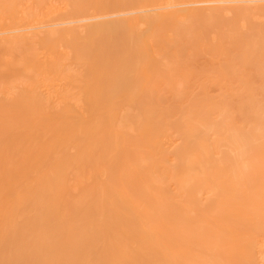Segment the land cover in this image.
<instances>
[{
    "label": "rangeland",
    "instance_id": "obj_1",
    "mask_svg": "<svg viewBox=\"0 0 264 264\" xmlns=\"http://www.w3.org/2000/svg\"><path fill=\"white\" fill-rule=\"evenodd\" d=\"M159 1L161 2V4L157 3ZM166 1L165 0H27V1L26 0H0V16H1L0 17L1 18L0 19V30L1 29L3 30V31L1 30L2 33H4L5 30H8V31L10 29L14 30V28L20 29V27H21V29L23 28V30H25V29H28L29 26H32L31 28L28 29V33H30L31 35H34L33 38H35V39L32 38V40L29 39L30 43L27 46L24 45V49L22 48L23 50L21 48H19V49H14L11 51H0V77H1L0 82H2V81L5 82V84L4 83L2 84L3 87L0 86V93H1L0 94V107H3L4 105L5 106L8 105V110H6V109L4 111L0 110V121H2V122H0V125L6 121H9V126H10L6 130V135L0 136V147L2 148L1 145H3L4 147L7 146L6 148L3 147V149L0 148V158H1L0 163H2V164H0V166L5 167L7 165V164H5L6 163L5 159L6 160L8 159L9 161L12 159V163L15 162L20 153L25 151L27 149V147H32L31 143H34V141H35V143L33 144V146L38 145L40 143L39 145L43 146L42 148H44L43 150L41 148V151L39 149V151H40L39 154H38V149H36L37 153L35 151L36 156L37 157L39 156L38 158L35 156V158L38 159L37 162L39 161L38 163L41 164L42 167H43L44 163L46 162V160L44 162L43 159H47L53 153H54V155H51V156H53V158L51 157L52 160L55 159L56 156H57V158H62V156H64L63 158H65L67 161H69L68 157L71 160L75 159V157L78 158L79 156L82 155V153L78 152L79 149H80V152H82L84 145L86 146L88 144L85 147L84 152L91 151V154L93 157V156H96L98 154L97 152L99 151V154L101 156L98 154L97 155V156H99L98 159H96L97 156H96V158L95 157L93 158L91 170L92 169H94V170L93 171L90 170L89 177H91V178H89L90 180L89 179L87 180V183H88L87 189L84 191L83 194H81V195H79V197H77L78 199H80V204L83 207V209L85 211L88 210V211H93L95 213L98 212V216L101 215L99 217V223H100V225H103L106 210L107 209L112 210V207H114L113 209H114L115 213L116 214L118 213L119 216H124V218L127 222L126 224L129 227H134V228H136V230L141 231V232H150L152 228H150L146 217L142 214V212H140L137 208L134 207L135 205L134 206L132 205V204H134L133 201H132V203H130L131 200L129 202V199L125 198V196H124V190H123L124 185L122 184V177H123V173L125 171L128 172L127 171L128 170V164L127 163L132 164V163L136 162L138 159H140L139 153L138 154L135 153V156L134 155L130 156L126 152H124L126 144L130 145V149H132L131 144H133V143L134 144L137 143L136 145L141 144L144 140V134L146 137L145 131L148 130L149 126H151V127L153 126V124H152L153 122L158 121V126L161 127L160 130H161V133L163 135L161 136L160 133H159V136L157 135V137L155 139V143H154V144H156L155 149L157 151L152 153L151 157L155 158L156 162H158V164H159L158 174H162V175H165V177H169L171 175L169 172L171 169L169 170L166 168L168 167V165H170L172 163V161L167 158L166 154H164V150H174V149L177 150L178 143L181 142V137L179 138L177 132L175 131L174 122L180 116V114H182V111L184 112L185 115L189 112L188 114H190L189 117L192 118V121H188V123H189V126L191 128H193L192 126L196 125L197 122L196 123L194 122L195 124L193 123V121L196 118H201L200 122L202 124H204V122H205V124H209L213 121L212 120L209 121L208 114L210 112H212L211 103L213 101H215L216 103H218V106L220 108L216 111V113L218 114V113L225 111V113H228L229 116H232L233 118H231V124L233 125L234 128H239L240 126H243V127L247 126V121H242V119L240 118L241 117V115H240L241 114V112H240L241 107H240L239 102L236 100L237 92H235V90L241 89L246 84H252V83L257 84L259 82V80L255 79L257 81L253 82V80H251V79L247 80V78L241 77L244 70H246V69L249 70V68L251 70L254 67H253V65L248 64V63L245 65V67L241 66L240 57H239L240 46H239V44L232 43L231 41H232V39H234L236 37H241V33H242V22H241V12H240L241 10H247L250 15L251 14L254 15V13L264 11V0H233L236 2H233L232 0H226L227 2L222 1V2H218V3L210 2V0H201V1L200 0H170L168 2H166ZM193 1H195V2L199 1V2H196V4H194L195 2H193ZM202 1L203 2L206 1V2L203 3ZM207 1H209V2H207ZM144 2L146 4H144ZM169 2L172 3L173 6H171L169 4ZM179 2H180V4H178ZM185 2H187V3H185ZM188 2H190V4ZM165 3L167 5H164ZM182 3H183V5H182ZM191 3L193 4V6ZM199 4H201V5H199ZM17 5H19L21 9L19 8V6L17 7ZM23 5H25V6H23ZM34 5H35V7H34ZM131 5H133V6H131ZM157 5L160 9H158ZM190 5H191V8H190ZM183 6H185V9L183 8ZM51 7L54 8L55 10L54 9L51 10L52 9ZM143 7H144V9H143ZM149 7L151 10L149 9ZM163 7H165V8H163ZM166 7H167V9H166ZM215 7H220L221 9L220 8L216 9V10L205 9V8H215ZM22 8L25 10L27 9L25 11V14L22 12V11H24ZM74 8H76V9H74ZM157 9H158V11H157ZM33 10L34 11L36 10V12H38L40 14L37 15L35 13L34 18H33V16H32L34 13ZM153 10H155L153 12V14H155V16L157 15L154 18H153L154 15L151 14L152 13L151 11H153ZM166 10H168V11H166ZM132 12L135 14V16H133L134 14ZM225 12H227V13H225ZM163 13H164V16L162 18L161 15H163ZM23 14L25 16L31 15L30 16L31 20L29 22H27L25 20H23V21H21V20L16 21L15 20L16 17H21ZM144 14L146 16L147 15L148 16L153 15L150 19V21H151L153 18V20H152L153 23L150 22L151 23L150 26H149L150 23H147V22H149L148 18H150V17H146ZM253 15H251V16H253ZM38 16H39V18H37ZM136 16H138V17H136ZM179 17H180V19H179ZM5 18L7 21L5 20ZM161 18H162V20H161ZM182 18H183V20H182ZM129 19H132V21L128 22ZM154 19H155V21H154ZM187 20H188V22H187ZM108 22L111 24V26H110V24H108ZM141 22L144 23L143 26L141 25L142 24ZM35 23L39 26L36 27ZM130 23H132V24H130ZM135 23L136 24L138 23L137 24L138 27H136ZM139 23L141 26L139 25ZM145 23H146V25H145ZM230 23H232V25H230ZM251 23H252L251 26L252 25L254 27L257 26L256 20L252 19ZM53 25H57V26L55 27ZM130 25H132V26H130ZM134 26L136 27L135 29H133ZM146 26H149L148 29L146 28ZM33 27H34V29H33ZM108 27H109V30H108ZM37 28H39V29L37 30ZM99 28H104L105 30L102 29L103 31L102 30L99 31ZM112 28H113V30H112ZM51 29L53 31H51ZM80 29L81 30L83 29V32L81 31L82 33L79 32ZM92 29H93V31H92ZM115 29H116V31H115ZM146 29L149 30V33H147ZM131 30L136 31V32L133 31L134 35H136V36H133V38L135 40H136V38H139L142 35L141 38L136 40V43H135L134 39H133L134 40L133 43H131L132 42V35H133V34H131V32H132ZM137 30H138V32H137ZM145 30H146V33H145ZM1 31H0V33H1ZM98 31H99V34H98ZM113 32H114V34H113ZM198 34H200V36ZM113 35H116V36L113 37ZM211 35H214V37H215L214 39L216 41L214 39H212L213 36H211ZM148 36H150V37H148ZM260 36H262V40H263L264 34H261ZM106 37H108V38L110 37V38L107 39ZM130 37H131V39H130ZM146 38H149V39H146ZM105 39H106V41L109 40V42L105 43L106 42ZM129 39L131 40V42L129 41ZM34 41H37V42H34ZM38 41H39V43H38ZM150 41H151V43H150L151 45L149 44ZM224 41H226V42H224ZM24 42L22 44H24ZM140 43H141V45H140ZM145 43H146V45L148 44L150 51L148 50V47L145 45ZM97 44H98V47H97ZM108 44H109V46H108ZM133 44L137 45V46L133 47L132 46ZM59 45H60V47H59ZM95 45H96V48H95ZM152 45H153L154 51H153V48H152V50L150 48ZM207 45H208V48H207ZM62 46H64L65 48ZM104 46H106V47H104ZM107 47H108V49H107ZM101 48L106 49V50H103ZM41 49H42V51H41ZM60 49L61 50L63 49V50L61 51ZM99 49H101V51H103V53ZM65 50H66V53H65ZM206 50H207V52H206ZM106 52H108L107 53L108 56L106 55ZM109 52L111 53V55H109L110 54ZM5 53L7 56L9 55V57H10V58L8 57V60L4 57ZM37 54H39V55H37ZM46 54H48V55H46ZM135 54H137V55H135ZM149 54H151V55H149ZM97 55H99V57H97ZM188 55H191V56L189 57ZM41 56H43V57H41ZM46 56H48V57L46 58ZM117 56H118V58H117ZM102 57L105 59V61ZM234 57H236V58H234ZM51 58H52V60H51ZM64 59H65V61H64ZM118 59H120V60H118ZM235 59L237 60L238 64L235 63V61H236ZM102 60L105 63L102 62ZM112 60L114 61L115 65L113 62H111ZM217 60H218V62H217ZM231 60H233V61H231ZM5 61H7V62H5ZM106 61H107V64H106ZM115 61H117V62H115ZM110 62L113 63V65ZM118 62H119L118 66H120V67H117ZM136 62L139 64H137ZM121 63H122V65H121ZM228 63L230 64V66ZM66 65H67V67H66ZM101 65L103 66L102 69H101V67H102ZM136 65H138V66H136ZM140 65H141V67H139ZM113 66H115L114 69L110 68ZM137 67H138V69H137ZM62 68H63V71H62ZM99 68H100V70L98 71ZM109 68L111 69V71H109L110 70ZM92 69H95V71ZM25 70L26 71L28 70V71L25 72ZM106 70H108V71H106ZM134 70L137 71L136 75L139 74L138 76H135V78H137L136 79L137 81L133 79L134 75H135ZM229 70H230V72H229ZM68 71H70L69 74L67 73ZM126 71L131 72V75L129 74V72H126ZM61 72H63V73H61ZM74 72H76V73H74ZM97 72H99V73L101 72V74H100L101 76L99 74H97ZM105 72H106V75H105ZM159 72L161 74V77H159ZM78 73L80 74V76L78 75ZM124 73H126V75L129 74V76L127 77ZM199 73H201V74H199ZM109 74L110 75L112 74V76H110ZM231 74L234 76H232ZM35 75H36V78H35ZM55 75H56V77H55ZM65 75H67V76H65ZM95 75H99V77L96 76L97 77V79H96ZM107 75L110 76L109 81H106V80H108ZM40 76H41V78L42 77L44 78V79L42 78L44 81L41 80ZM103 76H106V77H103ZM123 76L125 78L124 80L122 79ZM227 76H229V77H227ZM65 77L66 78L68 77L69 79L67 78L68 79L67 80ZM89 78L92 80H90ZM100 78H101V80H100ZM103 78H105V79H103ZM223 78H226V80ZM55 79H57V80H55ZM59 79L61 81L62 80L63 81L61 82V81H59ZM132 79H133V82L136 81V84L132 82L133 84H135L134 86L136 87V88L134 87V89H135L134 92H133V87L131 88V85H130ZM166 79H167L168 84L166 82ZM95 80L96 81L98 80V81L96 82ZM118 80H120V81L122 80L121 83L123 85H120L121 83H120V81L117 82ZM236 80H237V82H236ZM19 81H20V83H19ZM39 81H40V84H42V85L48 84L49 89H50V87L53 89L54 88L57 89V92H52L51 96H53V94H54L53 97H55L56 95H58V91L60 90L59 95L67 94L68 98L66 95H65V97L67 99H65V98L63 99L62 97H64V96H62V97L59 96V97H61L60 98L61 101L59 100L58 104H60L63 101L59 106L56 105L58 100H55V98L50 97V93H48L49 98L47 100V98L45 96L47 94H43V93H47L49 89L46 88V85H44L45 88L42 86L38 87V86H40ZM41 81H43L44 83H41ZM91 81L93 83L95 82L94 84L99 82V84H97L95 86L94 84H91L92 83ZM59 82H61L60 85L63 88L65 87L63 89L59 85L63 90L60 89L59 86L57 85V84H59ZM64 82H66L67 84L65 83L66 84L65 85ZM88 82L91 85H94L95 87L88 85ZM102 82H106L107 85H106V83L103 84ZM108 82H110V83H108ZM117 83H118V85H117ZM262 83H264V81H262ZM19 84L20 85L22 84V85L20 86ZM108 84H111L112 86L108 85ZM133 84H132V86H133ZM6 85H8V86H6ZM56 85H57V87H56ZM104 85H105V87H104ZM119 85H120V87H119ZM9 86L12 87V89H10ZM121 86H123V88H121ZM129 86H130V88H129ZM6 87L9 88V92H8V88H7V92H6V89H5ZM70 87H73L75 89L70 91ZM90 87H92L93 89H90ZM2 88H4V91L7 93L8 96L5 95L6 93L4 94L2 92ZM125 88H126V90L128 89L127 92H129V93L126 92ZM42 89H44L45 91L44 90L41 91ZM53 89L51 91H55V89L54 90ZM65 89H67L68 91L67 90L65 91ZM84 89H85V91H83ZM88 89H89V92L91 91L92 95L89 92H87ZM95 89L98 90L97 93L94 92V91H96ZM100 89H101V91H100ZM108 89H109V91H108ZM123 89L125 91L124 93H127L126 95H128V96H125L123 94ZM10 90H12V91H10ZM14 90H16V92H14ZM51 91H49V92H51ZM73 91H74V94L72 93ZM104 91H106V92H104ZM79 92H82V93L80 94ZM84 92H86V93H84ZM108 92L109 93L112 92L114 95L112 93L108 94ZM153 92H154V94H153ZM19 93L23 95V97H22L23 100H21V103L25 107H29L27 109L23 108V112L17 111V110H19V108L16 106L14 107L13 102H10L11 100H14V102H15V100H16L15 98H17ZM55 93H57V94H55ZM71 93L73 94V96L74 95L75 96L80 95L81 98L78 96L79 97L78 99H81L79 101H81V103H82V104L80 103L81 104L80 107L82 108V111H84L85 113L80 110L81 109L80 107H78V105H80V104H78L79 101L77 99V96H76V99L78 102L76 105V103H75L76 99L74 98L75 96L74 97L70 96V95H72ZM102 93L104 95L106 94L105 96H107V98L105 96H104L105 99L102 97L103 99L101 102L103 105L104 104L105 105L103 106V105L98 104V105H100V106H98V108H100L102 106L101 108L105 107L106 110L105 109L97 110L98 108H96V110L98 111L96 114L94 108L97 106V105L95 106L97 101H95V99L96 98L98 99L101 96H103ZM93 94L95 95V98H93L94 97ZM96 94L97 95L101 94V95L97 96ZM130 95H131V98H129ZM69 96L71 98H74V100L69 98ZM122 96H123V98L126 97L125 103H123L124 100H122V103L125 104V106L123 104H122L123 107H121L122 105L120 106V109L124 108V110L126 112L124 114H121V110L119 108L114 109V110L112 109L114 107L116 108V106H114L115 104H118V103L121 104L120 103L121 99L119 100V98H122ZM113 97H114V100H113ZM50 98H52L53 101ZM91 98H93V99H91ZM127 98H129V99H127ZM56 99H58L57 96H56ZM108 99H110V100H108ZM115 99L119 100V102L118 101L115 102L116 101ZM263 99H264V97H262L260 102H257L256 106H252L251 107L252 110H258V109L264 108V100ZM89 100L90 101L92 100V104L91 103L89 104V102H90ZM48 101H49V104H48ZM16 102H17V100H16ZM9 103H12V104L9 105ZM110 103H112V104H110ZM33 104H34V106L38 105V108H37V106H36V108L34 106L31 107ZM42 104L45 105L44 108L42 107ZM52 104H53V106H52ZM91 105H93V106H91ZM111 105L114 107H110ZM54 106H55V109L52 108ZM56 106H58V107H56ZM30 107L33 108V111L34 110H35V112L37 111L36 115H34L35 112L29 111V110H32V109H30ZM91 107H93V109H91ZM117 107H119V106H117ZM13 109L17 112L16 114H14L15 118L14 117L11 118V114H9L11 111H12L11 113H15V111ZM89 109H91L90 110L91 113H93V110H94V114L90 115L91 113H90ZM38 110H40V112ZM124 110L122 109V113L124 112ZM6 111H8L9 113L7 114ZM79 111L83 115H81L79 113ZM88 111H89V115H87ZM104 111H106L107 114L103 115L105 113ZM116 111H117V113H116ZM132 111L137 113V115H136L137 119H138L137 122H139V124L142 126V128L137 129V130L133 129L134 128L133 123H135L136 121L129 120V123L132 125V129H130L131 128L130 126H126L127 129L131 130V132L128 130L129 136L126 134V136H124L126 138H124L121 135L120 129L123 126L122 123L123 122L125 123V120H123V119H125L128 116V112H132ZM101 112H104V113L102 114ZM60 113H62L63 116ZM118 113L122 116H120ZM40 114H42V115H40ZM59 114L61 115L60 120L62 119V121H64L63 122L64 124H66V122H69L67 124H68V126L70 125L69 128L71 129L70 131H71L73 136L76 133H79L81 135L76 134L74 136V138H73V136H71L70 138L69 137L65 138V137H62L60 135L61 131H58L60 133L59 134L57 131L53 130L55 132L54 133L52 131L53 127L51 128L50 123H52L53 121H58ZM84 114H85V117L90 116V120L87 119V117L84 119ZM125 114H127L126 117H125ZM8 115H10L9 116L10 118H8ZM20 115H22L21 119H20V117H18ZM95 115L96 116L99 115L100 117H93ZM27 116H29V117L34 116L35 119H36V117H38V122L39 121L41 122L43 119L44 124H45V121L47 123V121L50 119H52V120H50L52 122L49 121L50 123L48 122L47 125L45 124L47 126V128L45 129V127H44L45 125L42 123L43 121L40 123L41 125L39 123H38L39 124L38 125L36 122L37 121V119H36L35 120L36 125L32 123V125H35V126H33V128L36 127V128H40V129L29 130V133H28L27 130H28V128L32 129V125L24 124L21 121L23 118H25ZM75 116H76V118H75ZM102 116H104V117H102ZM44 117L46 118V120L44 119ZM64 118L65 119L68 118V120L65 121ZM92 118H94V119L97 118L96 119L97 122H94V119H92ZM108 118L110 119V122H109ZM121 118H122V120H121ZM229 118L230 117H227V118H225V120H221V123L222 122H225V124H227V122L230 123ZM10 119H12L13 121L16 120V122H13ZM104 121L106 123H104ZM111 121H113L114 123ZM217 121H219V120H217ZM127 122L125 124H129ZM19 123H21V124H19ZM80 123H81V125H80ZM87 123H90V124H87ZM93 123H94L95 127L94 126L91 127L93 125ZM102 123H103V125H102ZM111 123H113V124H111ZM71 124L74 126H72ZM100 124L102 126H99ZM14 125L16 127L17 126L18 127L16 128ZM21 125L22 126L24 125V127L22 128ZM42 125H43V127H41ZM77 125H80V126H78L80 129L77 127ZM85 125L87 126L86 129H85V127H86ZM145 125L147 126L146 129H145V127H146ZM26 127H27V129H26ZM96 127H98V128L95 129ZM20 128H22L23 130ZM73 128L75 130H76V128H78V130H82V131L76 130L77 131L76 132V131H74ZM82 128L85 130L83 131ZM89 128H91V129L94 128V129L92 131L90 129V132H89V130H88ZM108 128H109V130H108ZM8 129H9V131H8ZM42 129L45 131L46 134L45 133L42 134L43 133ZM102 129H106V130H102ZM16 130H18L17 133H16ZM24 130H26L25 132H27V135L32 134L35 137L33 142L30 141L33 139V136H27L26 133L24 132ZM86 130H87V132H85ZM101 130H102V132H101ZM20 131H22L24 133L23 134H22V132L19 133ZM30 131H31V133H30ZM34 131H35V134H36V132H38V133L36 135H34ZM39 131H41V132H39ZM93 131H95L96 133H93ZM98 131H100V132L97 133ZM171 131H172V133H174V135H172ZM80 132H82V133H80ZM39 133H41V135H38ZM83 133H84V135H83ZM87 133L89 135H87ZM91 133L96 134V135L99 134V135H97V136H99L98 137L99 139L95 135H94V138L95 137L96 138L93 139L92 138L93 135ZM58 134H59V136H57ZM142 134H143V137H141ZM13 135H14V137H16L15 138L16 140L18 137H20L22 139L18 138V141H17L18 143H15L16 140L14 139ZM22 135H24V136L22 137ZM77 135H78V137L79 136H83V137L86 136L84 138L85 142L83 140V144L80 146V148H79V146L77 147L75 145V141H76L75 137ZM8 136L9 137L11 136V139L13 137V139L10 140V138ZM26 136H27L28 141L30 143L27 141V138L24 139ZM29 137H31L32 139ZM44 137H46V138H44ZM53 137H54V140L58 139V142L62 138L63 139L65 138L64 139L65 142H63V140L60 141V143H58L56 141L57 144L56 143L54 144L55 141L53 140ZM40 138H41V140H39ZM109 138H110V140H109ZM166 138L168 139V141L169 140H171V141L168 142L166 140ZM5 139L7 140V142H4V141H6ZM19 139L22 140L23 142L20 141ZM126 139H129V140L131 139V140L126 141ZM174 139H176V140L179 139V140H177V141L175 140L174 144H173ZM206 139H207L206 136H198L196 133H192L191 138L189 139V141H190L189 143H191V146H192L191 149L195 150L194 145H196V144H194V143H196V141H203ZM50 140H51V142H50ZM52 140H53V142H52ZM88 140H90V142ZM136 140H138L140 142H138ZM263 140H264V138H263ZM19 141L22 142V144L19 143ZM163 141H165V142H163ZM26 142H28L29 144ZM93 142L95 145L93 144ZM170 142L172 144H170ZM3 143L6 145H4ZM41 143H44V145ZM50 143L53 146L50 145ZM63 143H64V145H63ZM85 143H87V144H85ZM103 143H105V144H103ZM164 143L169 144V145L167 146ZM16 144H19L18 145L19 147L16 146ZM47 144H48V146H47ZM66 144H67V146H65ZM92 144L94 146H92ZM97 144H99V145H97ZM49 145H50V147H49ZM15 146H16V149H14ZM54 146L59 147L60 150H59V148H56ZM48 147L51 149H48ZM70 147H71V150H70ZM46 148L49 151H51L52 153L47 151ZM6 149L8 150L7 152H9V153H7V155L5 152ZM13 149L16 150L17 152L13 151ZM53 149H54V151H53ZM134 149H136L135 146H134ZM2 151L4 152V154ZM59 151H61V152H59ZM114 151H116V152H114ZM162 151H163V153H162ZM12 152H14V153H12ZM18 152H20V153L18 155H16V153H18ZM43 152H45V153L43 154ZM70 153H71V155L73 154L74 157L70 156ZM42 154L46 155V156H42ZM55 154H57V155L55 156ZM63 154H65V155H63ZM76 154H77V156H75ZM4 155H5V157H4ZM13 156H16V157H13ZM133 156H134V158H132ZM41 157H43V158H41ZM8 160H7V163H8ZM96 160L98 162V165H96L97 164ZM125 160H126V162H125ZM260 160H261V163H260L259 169H257V171L259 172V182L256 184V186L253 187V189L256 192H258V194L260 195V202H259V207L257 210L254 208V205L252 208L251 204L249 205L247 202H245L247 199H245V197H244V200H242L243 201L242 205H237L236 204L237 201L235 203L234 202H232V203L226 202L224 205V211H223L222 215L218 216L216 213V215L213 216L210 213L202 210L203 208L199 205V204H201L200 202L195 203V202L187 201V200H184L183 198H181L179 195H177L175 192L176 190L174 189L175 185L172 184L173 183L172 181H170L172 183L169 182L167 185H164V186L152 184L146 178V176H147L146 173H147V170L149 168H147V166H142L141 164L137 165V169L135 170L134 181L136 178L135 182H136V185H138L137 187L142 185L146 189V191L149 193V195H151V196H147L145 199L146 203L149 204V207L154 206V202L157 201V199H159L161 201V204L171 211V215L173 217L178 216V212H180L181 210H184L189 214V216L195 218L196 220L202 219V220L208 222L216 231H218V234H220L219 235L220 237H222V236L227 237V239L230 240V245L227 246L228 248H222L221 249L220 247H217L219 249L215 248V250L212 251V253L215 251L216 254L217 253H224V252H226V253L221 254V255L217 254L218 256L216 255V257L220 256L222 259L223 258L222 256L225 255V257H228V255H229L230 257H232V264H256V263L257 264H259V263L264 264V254H262V253H264L263 252L264 246L262 247V245H264V244L260 245L262 240L264 241V210H263L264 208L260 209V207H264V169H263L264 168V147H263V150L261 151ZM40 161L43 163H40ZM22 162L24 164V160ZM22 162L20 163L21 165H23ZM93 163H94V167H93ZM4 164H5V166H4ZM46 165L47 164H45L44 166H46ZM99 165H100V167H99ZM105 165H107V166H105ZM102 166H103V168H102ZM141 166L143 167L144 170H142ZM104 167H107L106 170L109 171L110 173L102 170V169H105ZM98 168H101L100 171H104L105 173H107V175L105 173H99ZM140 168H141V170H140L141 172L139 171ZM145 170H146V172H145ZM50 171L51 172H49V169L45 170V172L48 175H49V173H50V175H52V176L49 175L48 177L52 178L53 174L55 173L54 168H53V171H52V169ZM173 171H172V173H173ZM33 173H34V175H32ZM35 173H37V175L39 174L37 168H35L34 172L29 173L30 175H32L31 178H34L36 176ZM138 173H139V175H138ZM140 173H142V174H140ZM185 173H186L185 170L178 171L179 175H183V174L185 175ZM101 174H104V176L103 175L101 176ZM30 175H29V178H30ZM108 177L110 179H107ZM104 179L107 180V184L105 183ZM217 179H220L221 182H215L214 186L221 184L222 186L227 187L230 190L236 191V188H234L235 186H233L231 184L229 185L227 183L225 175H222V177H217ZM145 180H146V182H145ZM99 182H101V183H99ZM90 183H92L91 185H93V186L95 185L92 190H91L92 186L90 185ZM170 184H172L173 186H171ZM209 184L212 186L211 183H209ZM96 186H98V188H95ZM166 186L168 187V189L166 188ZM4 187L5 188L8 187L5 190V191L8 190L6 193L12 192L14 189V187L11 186L9 188V185L6 186L4 184L2 188L0 187L1 192L3 191L2 189H5ZM163 187H165L167 190H163L164 192H159V191H161V189H164ZM101 188H103V189H101ZM9 189H12V190L9 191ZM148 189H150V190L148 191ZM5 191H3V192L5 193ZM89 191H90V196L87 198V196L89 195V193H88ZM98 191L102 194V196H101L102 199H101V197L99 199V197H98L99 193L97 194ZM165 191H167V193ZM3 192H2V194H3ZM154 192L157 193V195ZM253 193H254V191H253ZM101 194H99V195H101ZM154 194H155V196H154ZM157 196H159V197H157ZM177 196L180 198H177ZM97 198L99 199V201ZM104 199L107 202L106 204L104 202ZM89 200H91V201H89ZM98 202H101L102 205H101V203H98ZM95 203H97L96 206L94 205ZM253 204H255V202H253ZM105 206H107V209H105ZM108 206H110V208ZM188 208H190L191 210ZM255 210H256V212H255ZM227 211H228V214L226 213ZM243 211H244V214H242L243 216L239 215ZM195 215L197 217H195ZM217 217H219V218H217ZM256 220H257V222H256ZM104 227H105V224L103 225V228ZM115 227H117V225H113L111 228H113L114 232L118 233V228H115ZM38 229L39 228L37 227V230H36L37 232H38ZM237 233L242 234V237H240V234L238 236ZM251 233H253V234H251ZM245 235H247V236H245ZM31 236H33V233L28 237H31ZM255 238H257V239H255ZM9 240H10L9 242L7 240L6 241L0 240V243H2L0 245V253H5L6 255L10 253L9 254L10 256L8 255V258H10L9 260H13V261L15 260V263L18 264V262H20L19 261L20 256L17 252H15L14 244L11 242L12 240L11 239H9ZM27 240H29V239L27 238ZM258 240H260V242ZM129 241H131V240L128 239V241H127V239H126L127 243L133 242V241L132 242H129ZM256 241L259 244V245L257 244V247L255 246ZM7 244L9 245L10 249H9V247H7ZM239 244H240V246H239ZM133 245H138V244L135 241V242H133ZM5 248H7V249L5 250ZM261 248L263 251L261 250ZM7 250H8V252H7ZM230 250H231V252H230ZM256 250H258V252H260V250H261L262 252L258 253ZM138 252H140V251H138ZM138 252H137V250L135 252H133L134 256H135V254H137L135 258L132 255V252H130L129 255H131V257H133V258H131V257L129 258V255H127V254H126L127 257L125 255L126 258H129L131 260L133 259L135 261V263H133V261L127 260L126 258L123 257L124 261H126L127 264H141L142 262H144V260L146 261L148 257L144 256L141 252L140 253H138ZM241 252L244 255H242ZM15 253H16V255L14 256ZM138 254H140V256ZM245 254H246V256H245ZM260 254L263 255L261 259L259 258V257H261ZM141 255L144 256L143 261H142V259H140V258H143ZM241 256L243 257V261H242ZM11 257L14 259H11ZM153 259H154L156 264H162V262H163V256H160V255H156V257ZM256 259H257V261H256ZM140 260H141V262H140ZM179 261L181 262V263L179 262L180 264H186L187 263V261H185L184 259H180ZM11 263L13 264V262H11Z\"/></svg>",
    "mask_w": 264,
    "mask_h": 264
},
{
    "label": "bare ground",
    "instance_id": "obj_2",
    "mask_svg": "<svg viewBox=\"0 0 264 264\" xmlns=\"http://www.w3.org/2000/svg\"><path fill=\"white\" fill-rule=\"evenodd\" d=\"M168 1H170V0H167L166 2H168ZM222 1L227 2L226 0H210V2H214V3H218V2H222ZM193 2H195V1H193ZM196 2H199V1H196ZM196 2L194 4H196ZM204 2H206V1H204ZM207 2H209V1H207ZM233 2H236V1H233ZM157 3H160L161 4L160 1L157 2ZM185 3H187V2H185ZM188 3L190 4V2H188ZM144 4H146V3L144 2ZM169 4L171 6H173L172 3L169 2ZM178 4H180V2ZM19 5H17V7ZM164 5H167V4L165 3ZM182 5H183V3H182ZM199 5H201V4H199ZM23 6H25V5H23ZM131 6H133V5H131ZM192 6H193V4H192ZM34 7H35V5H34ZM144 7H143V9H144ZM157 7H158V5H157ZM19 8H20V6H19ZM163 8H165V7H163ZM183 8L185 9V6H183ZM190 8H191V5H190ZM219 8L220 7L205 8V9L216 10V9H219ZM53 9L54 8H52L51 10H53ZM74 9H76V8H74ZM149 9H150V7H149ZM158 9H160V8L158 7ZM158 9H157V11H158ZM166 9H167V7H166ZM23 10L24 11H22V12L25 14V11L27 9L26 10L23 9ZM154 11L155 10L151 11L152 12L151 14H153ZM166 11H168V10H166ZM240 12H241V22H242V33H241V37H236V38L232 39L231 42L232 43L239 44V46H240V48H239V54H240L239 57H240V64H241V66L242 67H245V65L248 63V64L253 65V67H254L251 70H250V68H249V70L248 69L244 70V72L242 73V76L241 77L242 78L245 77V78H247V80L248 79H251V80H253V82L259 80V82L257 84H255V83L246 84L241 89L235 90V92H237V94H236V100L239 102L240 107H241L240 108V112H241V114H240L241 117L240 118L242 119V121H247V126H245V127L240 126L239 128H234L233 125L231 124V118H233L232 116H229L228 113H225V111H223L221 113H218V114L216 113V111L218 109H220V108L218 106V103H216L215 101H213L211 103L212 112L209 113L210 115L208 114L209 121L210 120L213 121V122H211L209 124H205L204 121H203L204 124H202L200 122V119L201 118H196L193 121V123L194 122L195 123L197 122V123H196V125L192 126L193 128H191L189 126V123H188V121H192V118L189 117V115H190V114H188L189 112L187 113L188 115L187 114L185 115L184 112L182 111V114H180V116L174 122L175 131L177 132L178 137L179 138L181 137V142L178 143L177 150L174 149L175 151L174 150H164V154H166L167 158L172 161V163L170 165H168V167L166 169H169V170L171 169L172 171L174 170L173 173H172L171 170L169 171L170 174H171L169 177H165V175L158 174V172H159V164H158V162H156V159L155 158H152L151 157V154L154 153L155 151H157L155 149L156 148L155 147L156 144H154L157 135L159 136V133L161 134V136L163 135L161 133V130H160L161 127L158 126V121L157 122L156 121L153 122L152 123L153 126L152 127L149 126L148 130L145 131L146 137H145V134H144V140H143V142L141 144H138V145H136L137 143L136 144H134V143L131 144L132 145V149H130V145L126 144V147L124 149V152H126L130 156L131 155H134L135 156V153H137V154L139 153L140 159H138L136 162H134L132 164L131 163H127L128 164V170H127L128 172L125 171L123 173V177H122V184L124 185L123 186L124 187L123 188V190H124V196H125V198L129 199V202L131 200L130 203H132V201H133L134 204H132V205L133 206L135 205L134 207L137 208L140 212H142V214L146 217L150 228H152L150 232H141V231L136 230V228H134V227H129L126 224L127 222H126L124 216H119L118 213L116 214L115 211H114V209H113L114 207H112V210H111V209H107V206H105V209H107V210H106V214H105V217H104V223H103V225L105 224V227L103 228V225H100V223H99V217L101 215L98 216V212L95 213L93 211H88V210L85 211L83 209V207L81 206L80 199H78L77 197H79V195L83 194L84 191L87 189V186H88L87 180L89 178H91V177H89V173H90V170H91V167H92V160H93L94 157L96 158V156L99 154V151H98L97 152L98 154L96 153L97 155L95 154L96 156H93L92 157L91 151L84 152L85 147L88 145L87 143H85L87 145L86 146L84 145V147L82 149L83 151L80 152V149L79 148L83 144V140H84V138L86 136H84V137L83 136H79L78 137V135H77L75 137V139H76L75 145L77 147L79 146V148H78L79 151L78 152L79 153H82L81 156H79L80 155L79 154L78 155L79 156L78 158L75 157V159H72V160L68 157L69 161H67L65 158H63L64 156H62V158H57V156H56L57 154H55V156H56L57 159L55 158V159L52 160L51 157L53 158V156H51V155H54V153H53V154L50 155V157H48L49 156L48 155L47 156L48 158L46 157L47 159H43L44 162L46 160V162L44 163V165L47 164L46 166L43 165V167L41 166V164L38 163L39 161L37 162L38 159L35 158V156H36V154H35L36 149H38V154H39L40 151H41V148L43 146H40L39 145L40 143L38 145L33 146V144L35 143V141H34V143H31L32 145L30 144L32 147H27V149L25 151H23L22 153H20V152L16 153V155H18L19 153L20 154L18 155V158L16 159L15 162L12 163V159L10 161L7 159L8 160V163H9L8 164L7 163V160L5 159V162H6L5 164H7V165L5 166V164H4L5 167H1L0 166V187L2 188L4 184L6 186L9 185V188L11 186L14 187L13 191L12 192H9V193H6L8 190L5 191L8 187H6V188L4 187L5 189H2L3 191H5V193L2 191L3 192V194H2V192L0 191L1 192L0 193V240H2V241H6L7 240L8 242L10 241L9 239L12 240L11 242L14 244V250L20 256L19 257L20 258L19 259L20 262H18V264H127L126 261H124L123 257L126 258L127 255H129L130 252H132V255H133V252H135L136 250H137V252L140 251L144 256H147L148 257L147 258L148 261L147 260L145 261L144 260V256L141 255L143 258H140V259H142V261L144 260V262H142L141 264H156L155 261H154V259H153V258L156 257V255L163 256V262H162V264H180L181 263L179 261L180 259H184L185 261H187L186 264H232V257H230L229 255H228V257H225V255L222 256L223 257L222 259H221L220 256L219 257H216L217 254L218 255L219 254L221 255V254H225L226 252H224V253H217L216 254L215 251H214L212 253V251L215 250V248H217V247H220L221 249L222 248H228L227 246L230 245V240H228L227 237H224V236L220 237L219 236L220 234H218V231H216L208 222H206V221H204L202 219H197L196 220L195 218L189 216V214L186 211H184V210H181L180 212H178V216L173 217L171 215V211L168 208H166L165 206H163L161 204V201L159 199H157V201L154 202V206L149 207V204L146 203L145 199H146L147 196H151V195H149V193L146 191V189L142 185L139 186V187H137L138 185H136V182H135L136 181V178H135V181H134V176H135V170L137 169V165H140L141 164L142 166H147V168H149V169L147 170V173H146L147 176H146V178L152 184L164 186V185H167L170 181H172L173 183L172 182H170V183H172V184L175 185V188L174 189L176 190L175 192H176L177 195H179L181 198H183L184 200H187V201H191V202H195V203L196 202H200L201 204H199V205L203 208L202 210L205 211V212L210 213L213 216L216 215V213H217L218 216H221L222 215V213L224 211V205H225L226 202H231V203L234 202L235 203L237 201L236 202L237 205H242L243 204V201L242 200H244V197H245V199H247L245 202H247L249 205L251 204V207L252 208H253V205H254V208L256 210L258 209L259 202H260V195L258 194V192H256L253 189V187L256 186V184L259 182V172L257 171V169H259V166H260V163H261V160H260V158H261V151L263 150V147H264V140H263V138H264V108L258 109V110H252L251 107L252 106H256L257 102H260L261 99H262V97H264V83H262V81H264V38L262 40V36H260L261 34H264V11L258 12V13H254V15L251 14L253 16H251L247 10H241ZM35 13L37 15L40 14V13L36 12V10H35L34 13H33V15H32L33 18H34ZM225 13H227V12H225ZM24 14L21 17H16L15 20L16 21H20V20L23 21V20H25V21L29 22L31 20V17H30L31 15L30 16H25ZM153 15H152L153 18L157 16V15L155 16V14H153ZM133 16H135V14ZM152 16H148V15L146 16V17H150V18H148L149 22H147V23H150V22L153 23V21H152L153 18L150 21V19H151ZM161 16L163 18L164 13ZM136 17H138V16H136ZM37 18H39V16ZM162 18H161V20H162ZM179 19H180V17H179ZM252 19L256 20V23H257V26L256 27H254L253 25L251 26V24H252L251 23V20ZM5 20H6V18H5ZM182 20H183V18H182ZM130 21H132V19H129L128 22H130ZM154 21H155V19H154ZM187 22H188V20H187ZM141 23H142L141 25L143 26L144 23L143 22H141ZM151 23L149 24V26L151 25ZM108 24H110V23L108 22ZM130 24H132V23H130ZM137 24H136V27H138ZM139 25H140V23H139ZM145 25H146V23H145ZM230 25H232V23H230ZM37 26H39V25L36 24V27ZM53 26L56 27L57 25H53ZM110 26H111V24H110ZM130 26H132V25H130ZM149 26H146V28L148 29ZM31 27L32 26H29V28H31ZM34 27H33V29H34ZM136 27L134 26L133 29H135ZM28 29L23 30V28L21 29V27H20V29L19 28H16V29L14 28V30H12V29H10L9 31L8 30H5L6 32L4 31V33H2L3 30L1 29L2 31L0 30L1 31V33H0V51H11V50H14V49H19V48H21V49L23 48L24 49V45L27 46L30 43L29 39L32 40V38L34 36V35H31L30 33H28ZM38 29L39 28H37V30ZM102 29L105 30L104 28H99V31H101ZM108 30H109V27H108ZM112 30H113V28H112ZM146 30H145V33H146ZM51 31H53V30L51 29ZM81 31L83 32V29L82 30L80 29L79 32H81ZM92 31H93V29H92ZM99 31H98V34H99ZM115 31H116V29H115ZM133 31H135V30H133ZM133 31L131 32V34H133L132 35V42L130 40L131 37L129 39V41L131 43H133V41L135 40L133 38V36H136V35H134V32ZM137 32H138V30H137ZM147 33H149V30H147ZM113 34H114V32H113ZM198 35L200 36V34H198ZM114 36H116V35H113V37ZM211 36H213V38L211 37L212 39L215 38L214 35H211ZM141 37H142V35H141ZM141 37H139V38H141ZM148 37H150V36H148ZM106 38L109 39L110 37L109 38L106 37ZM139 38H136V40L139 39ZM33 39H35V38H33ZM146 39H149V38H146ZM136 40H135V43H136ZM105 41H106V39H105ZM23 42H24V44H22ZM34 42H37V41H34ZM108 42H109V40L106 41L105 43H108ZM224 42H226V41H224ZM38 43H39V41H38ZM141 43H140V45H141ZM150 43H151V41L149 42V44ZM134 44L132 46L133 47L134 46L136 47L137 45H134ZM145 45H146V43H145ZM108 46H109V44H108ZM146 46L148 47V44ZM59 47H60V45H59ZM62 47H64V46H62ZM97 47H98V44H97ZM104 47H106V46H104ZM95 48H96V45H95ZM150 48L152 50L153 45ZM207 48H208V45H207ZM101 49H103V48H101ZM101 49H99V50L101 51ZM107 49H108V47H107ZM103 50H106V49H103ZM148 50H149V47H148ZM41 51H42V49H41ZM153 51H154V48H153ZM101 52L103 53V51H101ZM206 52H207V50H206ZM65 53H66V50H65ZM107 53L108 52H106V55H107ZM37 55H39V54H37ZM46 55H48V54H46ZM109 55H111V53ZM135 55H137V54H135ZM149 55H151V54H149ZM188 56L190 57L191 55H188ZM4 57L8 60L9 55L7 56L6 53H5ZM41 57H43V56H41ZM47 57L48 56H46V58ZM97 57H99V55H97ZM117 58H118V56H117ZM234 58H236V57H234ZM51 60H52V58H51ZM118 60H120V59H118ZM64 61H65V59H64ZM104 61H105V59H104ZM104 61L102 60V62H104ZM107 61H106V64H107ZM231 61H233V60H231ZM5 62H7V61H5ZM111 62L114 63L113 60ZM115 62H117V61H115ZM217 62H218V60H217ZM113 63H111V64L113 65ZM235 63H237V60L235 61ZM118 64H119V62L117 63V67H120V66H118ZM137 64H139V63H137ZM114 65H115V63H114ZM121 65H122V63H121ZM136 66H138V65H136ZM229 66H230V64H229ZM66 67H67V65H66ZM114 67L115 66L110 67V68H113L114 69ZM139 67H141V65ZM63 68H62V71H63ZM102 68H103V66L101 67V69ZM137 69H138V67H137ZM92 70L95 71V69H92ZM99 70H100V68L98 69V71ZM27 71L25 70V72H27ZM106 71H108V70H106ZM109 71H111V69ZM69 72L70 71H68L67 73L69 74ZM126 72H129V71H126ZM136 72L137 71H135V75H134V78H133L134 80L137 79V78H135V76H138L139 75V74L136 75L137 74ZM229 72H230V70H229ZM61 73H63V72H61ZM74 73H76V72H74ZM97 74L100 75L101 72L100 73L97 72ZM124 74L126 75V73H124ZM129 74L131 75V72H129ZM129 74L126 75V76L128 77ZM199 74H201V73H199ZM78 75L80 76L79 73H78ZM99 75H95V78L97 79V77H99ZM105 75H106V72H105ZM109 75H107L108 80H106V81H109V77L112 76V74L110 76ZM41 76H40V78H41ZM65 76H67V75H65ZM232 76H234V75H232ZM55 77H56V75H55ZM103 77H106V76H103ZM159 77H161L160 72H159ZM227 77H229V76H227ZM35 78H36V75H35ZM42 78H41V80L44 79V78L43 79ZM101 78H100V80H101ZM103 79H105V78H103ZM122 79L123 80L125 79L124 76H123ZM133 79H132L131 83L133 82ZM223 79L226 80V78H223ZM255 79H257V80H255ZM55 80H57V79H55ZM90 80H92V79H90ZM43 81H41V83H44ZM59 81H61V80L59 79ZM119 81L120 80H118L117 82H119ZM121 81H120V83H121ZM136 81H134L133 83L136 84ZM61 82H59V84H57V85L59 86ZM66 82H64V84ZM166 82H167V79H166ZM236 82H237V80H236ZM3 83L5 84V82H3V81L0 82V84H1L0 86L1 87H3L2 86ZM19 83H20V81H19ZM94 83L92 82L91 84H94ZM102 83L105 84L106 82H102ZM108 83H110V82H108ZM131 83H130V85H131V88L133 87V92H134L135 91V89H134V87H135L134 85L135 84L132 83L133 84V86H132ZM39 84H40V81H39ZM91 84L88 82V85H91ZM97 84H99V82L96 83V84H94V85L96 86ZM167 84H168V82H167ZM44 85H46V84H43V85L40 84V86H38V87H41L42 86V87L45 88ZM57 85H56V87H57ZM94 85H91V86L92 87H95ZM106 85H107V83H106ZM108 85H111V84H108ZM117 85H118V83H117ZM120 85H123V84L121 83ZM120 85H119V87H120ZM6 86H8V85H6ZM47 86H48V84L46 85V88L49 89V86L48 87ZM60 86H59V88L62 89L63 87L61 86L62 87L61 88ZM92 87H90V89H93ZM104 87H105V85H104ZM7 88L8 87L5 88L6 89V92H7ZM121 88H123V86H121ZM129 88H130V86H129ZM10 89H12V87H10ZM52 89L53 88L50 87V89L48 90L47 93H43V94H47V95H45L46 98H47V100L49 98L48 97V93H50V97H53L54 94H53V96H51V93L52 92H57V89L56 88H54L55 91H51ZM74 89L75 88L70 87V91H72ZM85 89L83 91H85ZM43 90L44 89H42L41 91H43ZM66 90L67 89H65V91ZM125 90H126V88H125ZM127 90H126V92H127ZM10 91H12V90H10ZM49 91H51V92H49ZM59 91H58V95H56L58 99H56V96L53 97V98H55V100H58L57 104L55 103L58 106L63 102L62 101L60 104H58L59 103V100H60V98L62 96H64V97H62L63 99L64 98L65 99L68 98V95L67 94H64V95L61 94V95H59ZM97 91L98 90H96L94 92L97 93ZM100 91H101V89H100ZM108 91H109V89H108ZM2 92L4 94L6 93L4 91V88H2ZM8 92H9V88H8ZM14 92H16V90H14ZM87 92H89V89L87 90ZM104 92H106V91H104ZM112 92H110V93H112ZM124 92L125 91L123 89V94L125 96H128L126 94L129 93V92H127V93H124ZM72 93L74 94V91ZM79 93L81 94L82 92H79ZM84 93H86V92H84ZM89 93L91 94V91ZM110 93L108 92V94H110ZM55 94H57V93H55ZM73 94L70 95V96L74 97L75 95L73 96ZM153 94H154V92H153ZM5 95L8 96L7 93ZM65 95L67 96V98L65 97ZM100 95H97V96H100ZM102 95L103 96H101L100 98H98V99L96 98L97 100L95 99V101H97L96 104L94 103L95 106L97 105L96 107L94 106L95 107L94 110H95V113L96 114L98 112L97 110H99V109H105L106 110L105 107L101 108L102 106L100 108H98V106L103 105L101 101H102V99L104 98V96L106 94L104 95L102 93ZM59 96H61V97H59ZM70 96H69V98H71ZM76 96L74 97L75 99H76ZM78 96L80 97V95H78ZM78 96H77V99L79 98ZM22 97H23V95L19 93V95L17 96V98H15L18 103L16 102V100L14 102V100H11L10 99L11 100L10 102H13V104H14L13 106L14 107L15 106L18 107L19 110H17V111H20V112H23V108L24 109L29 108V107H25L21 103V100H23ZM105 97L107 98V96H105ZM74 98H71V99L74 100ZM93 98H95V95H94ZM93 98H91V99H93ZM122 98H123V96H122ZM122 98H119V100L121 99L120 100L121 101L120 102L121 104L118 103L119 105L118 104H115L114 105V106H116V108L114 106H112V105L110 107H114V108H112L113 110L114 109H118V108L120 109V106L123 103H125L126 97L123 98V99ZM129 98H131V95L129 96ZM129 98H127V99H129ZM50 99L53 101L52 98H50ZM77 99L75 100L76 101L75 102L76 105H77V102L79 100H81V99H78V101H77ZM110 99H108V100H110ZM113 100H114V97H113ZM119 100H116L115 102H117V101L119 102ZM122 100H124L123 103H122ZM80 103H81V101L78 102V104H80ZM90 103L92 104V100L89 102V104ZM11 104L12 103H9V105H11ZM48 104H49V101H48ZM81 104L78 105V107H80ZM98 104H100V105H98ZM110 104H112V103H110ZM123 105L125 106V104H123ZM123 105L121 107H123ZM33 106H34V104L31 107H33ZM36 106L38 108V105H36ZM36 106H34V107L36 108ZM52 106H53V104H52ZM58 106H56V107H58ZM91 106H93V105H91ZM117 106H119V107H117ZM31 107H30V109H32V110H29V111L32 112L33 111V108H31ZM42 107L44 108L45 105L42 104ZM0 108H1L0 110H2V111H4L5 109L8 110V105H6V106L4 105L3 107H0ZM52 108L55 109V106L52 107ZM96 108H98V109L96 110ZM91 109H93V107H91ZM91 109H89V111ZM122 109L124 110V108H122ZM122 109H120L121 110V114L126 113L125 110L122 113ZM80 110L82 111V108ZM94 110H93V113H91V111H90V113H91L90 115L94 114ZM38 111L40 112V110H38ZM89 111H88V114L87 115H89ZM11 112L9 113L8 111H6V113L7 114L8 113L11 114V118H13L14 117V114H16L17 112L16 111H15V113H11ZM33 112H35V110ZM36 112L34 113V115H36ZM82 112H84V111H82ZM104 112H101V113L102 114L104 113L103 115L107 114L106 111H104ZM79 113L81 114L80 111H79ZM116 113H117V111H116ZM60 114L62 115V113H60ZM60 114H59L58 121H53L52 122V121H50L52 119H50V120L47 121V123L49 121L52 122V123L49 122L50 125H51V128L53 127L52 128V131L53 130H55L57 132L58 131H61L60 132L61 134L59 132L58 133L62 137H65V138L66 137H69L70 138L73 135H72V133L70 131L71 129L69 128L70 125L68 126V124H67L69 122H66L67 125L64 124L63 123L64 121H62V119L60 120V118H61V115ZM40 115H42V114H40ZM81 115H83V114H81ZM99 115L98 116L95 115L93 117H100ZM126 115L127 114H125V117H126ZM136 115H137L136 112H133V111L132 112H128V116L125 119H123V120H125V123L127 121H128L127 123H129V120L136 121L135 123H133L134 124V128L133 129H135V130L142 128V126L139 124V122H137L138 119H137V116ZM9 116L10 115H8V118H10ZM120 116H122V115H120ZM18 117H20V119H21L22 118V115H20ZM86 117H87V119L90 120V116H86ZM86 117H85V114H84V119ZM102 117H104V116H102ZM227 117H230L229 118V122L230 123H228V122H227V124H225V122H222L221 123V120H225V118H227ZM75 118H76V116H75ZM36 119H37V121H36L37 124L38 123L40 124L42 121H43L42 123L44 124V120L43 119H42L41 122L40 121L38 122V117H36ZM36 119H35L34 116H30V117L27 116V117L23 118L21 121L24 124L32 125V123L35 124V120ZM44 119L46 120L45 117H44ZM92 119H94V118H92ZM96 119L97 118L94 119V122H97ZM10 120H12V119H10ZM66 120H68V118L65 119V121ZM121 120H122V118H121ZM217 120H219L220 122L217 121ZM0 122H2V121H0ZM13 122H16V120L13 121ZM109 122H110V119H109ZM111 122H113V121H111ZM21 123H19V124H21ZM47 123L45 121V124L46 125H47ZM104 123H106V122L104 121ZM113 123H111V124H113ZM125 123L124 122L122 123L123 126L120 129L121 135L123 137L126 136V134L128 135V130L129 129H127L126 126H130L131 127L130 129H132V125L130 123L129 124H125ZM87 124H90V123H87ZM35 125H32V129L31 128L30 129L28 128V130H27L28 133H29V130H33V129H36L37 130V129H40V128H36V127L33 128V126H35ZM46 125L44 126L45 129L47 128ZM80 125H81V123H80ZM80 125H77V127L80 126ZM102 125H103V123H102ZM102 125L100 124L99 126H102ZM72 126H74V125H72ZM93 126H94V123H93V125L91 127H93ZM9 127H10L9 126V121H6L3 124H1L0 125V136H5L6 135V130ZM23 127H24V125L22 126V128ZM41 127H43V125ZM22 128H20V129H22ZM78 128H76V130H78ZM86 128H87V126L85 127V129ZM97 128L98 127H96L95 129H97ZM146 128H147V126L145 127V129ZM26 129H27V127H26ZM85 129H83V131ZM90 129L91 128L88 129L89 132H90ZM93 129L94 128H92L91 131ZM76 130L74 129V131H76ZM102 130H106V129H102ZM102 130H101V132H102ZM108 130H109V128H108ZM8 131H9V129H8ZM17 131L18 130H16V133H17ZM25 131L26 130H24V132ZM35 131H34V135H36L38 133V132H36V134H35ZM78 131H82V130H78ZM129 131L131 132V130H129ZM21 132L22 131H20L19 133H21ZM24 132H22V134ZM39 132H41V131H39ZM85 132H87V130ZM99 132L100 131H98L97 133H99ZM25 133L27 135V132H25ZM30 133H31V131H30ZM44 133H45V131L43 130V133L42 134H44ZM80 133H82V132H80ZM84 133H83V135H84ZM88 133H87V135H89ZM93 133H96V132L93 131ZM171 133H172V131H171ZM192 133H196L198 136H206L207 137L206 140L196 141V143H194V144H196V145H194L195 146V150H192L191 149L192 146H191V143H189L190 142L189 139L191 138ZM59 134L57 136H59ZM76 134H79V133H76ZM76 134H74V136ZM38 135H41V133H39ZM79 135H81V134H79ZM92 135H93V137H92L93 139H95L96 137L97 138L99 137V136H97L99 134H97V135L96 134H92ZM94 135L96 136L95 138H94ZM172 135H174V133H172ZM23 136L24 135H22V137ZM27 136H33V135L32 134H29ZM27 136L24 139H26ZM74 136H73V138H74ZM13 137H14V135H13ZM13 137H12V139H13ZM46 137H44V138H46ZM141 137H143V134H142ZM9 138H10V140H12L11 139V136ZM15 138L16 137H14V139ZM18 138H20V137H18ZM18 138H17V140L15 139L16 140L15 143H18L17 142L18 141ZM29 138H31V137H29ZM34 138L35 137L33 136V139L31 138L32 140H30V141L33 142ZM124 138H126V137H124ZM20 139H22V138H20ZM64 139L62 138L60 141L63 140V142H65ZM39 140H41V138ZM53 140H54V137H53ZM53 140H52V142H53ZM109 140H110V138H109ZM127 140H129V139H126V141ZM166 140L168 141L167 138H166ZM175 140L176 139L173 140V144H174V141ZM177 140H179V139H177ZM20 141H22V140H20ZM20 141H19V143L22 144L23 141L22 142H20ZM27 141H28V138H27ZM54 141H55L54 142V144H55L56 141L58 142V139L57 140H54ZM60 141L58 143H60ZM88 141L90 142V140H88ZM136 141H138V140H136ZM169 141H171V140H169ZM4 142H7V140L4 141ZM28 142H26V143H28ZM50 142H51V140H50ZM84 142H85V140H84ZM138 142H140V141H138ZM163 142H165V141H163ZM41 144L44 145V143H41ZM93 144H94V142H93ZM93 144H92V146L95 145V144L94 145ZM103 144H105V143H103ZM164 144H166V143H164ZM170 144H172V143L170 142ZM4 145H6V144H4ZM18 145L19 144H16V146H18ZM50 145H52V144L50 143ZM50 145H49V147H50ZM63 145H64V143H63ZM97 145H99V144H97ZM166 145L168 146L169 144H166ZM1 146H2V148L1 147L0 148L3 149L4 146L3 145H1ZM16 146H15L14 149H16ZM47 146H48V144H47ZM65 146H67V144ZM134 146L136 147V149H134ZM6 147L7 146H5L4 148H6ZM49 147H48V149H51ZM54 147L59 148L57 146H54ZM14 149H13V151H16ZM39 149H40V151H39ZM43 149L44 148H42V150ZM48 149H47V151H49ZM54 149H53V151H54ZM59 150H60V148H59ZM70 150H71V147H70ZM7 151L8 150L6 149V151H5L6 152V155H7V153H9ZM61 151H59V152H61ZM49 152H51V151H49ZM114 152H116V151H114ZM12 153H14V152H12ZM36 153H37V151H36ZM44 153L45 152H43V154ZM162 153H163V151H162ZM3 154H4V152H3ZM43 154H42V156H46V155H43ZM77 154L75 156H77ZM63 155H65V154H63ZM70 156H73V154L71 155V153H70ZM134 156L132 158H134ZM4 157H5V155H4ZM13 157H16V156H13ZM41 158H43V157H41ZM98 158H99V156H97L96 159H98ZM0 160H1V158H0ZM21 160L22 161L24 160V164H23V162ZM21 162H22L23 165L20 164ZM125 162H126V160H125ZM40 163H43V162L40 161ZM96 163H97L96 165H98L97 160H96ZM0 164H2V163H0ZM105 166H107V165H105ZM93 167H94V163H93ZM99 167H100V165H99ZM35 168H37L39 174L37 175V173H35V175H36L35 177L36 178L35 177L34 178H31V176L34 175V173L32 175H30L29 173L30 172H34L35 171ZM53 168H54V172L55 173L53 174V177L50 178V177H48L50 175V173L48 175L45 172V170L49 169V172H51L50 170L52 169V171H53ZM102 168H103V166H102ZM104 168L105 169H102V170L107 171L106 170L107 167H104ZM98 169H99V173H105L104 171H100L101 168H98ZM93 170L94 169H92L91 171H93ZM140 170H141V168L139 169V171ZM142 170H144L143 167H142ZM183 170L186 171L185 175L184 174L183 175H179L178 174V171H183ZM107 172H109V171H107ZM145 172H146V170H145ZM105 174L107 175V173H105ZM140 174H142V173H140ZM29 175H30V178H29ZM102 175L104 176V174H101V176ZM138 175H139V173H138ZM222 175H225L226 176V181H227V183L229 185L231 184V185L235 186L234 188H236V191L235 190H230L229 188L224 187L221 184L220 185L218 184V185L214 186L215 182H221V180L220 179H217V177H222ZM50 176H52V175H50ZM107 179H110V178L108 177ZM145 182H146V180H145ZM99 183H101V182H99ZM105 183L107 184V180H105ZM209 183H211L212 186ZM91 184L92 183H90V185ZM172 184H170V185L173 186ZM91 186H92V188H91V190H92L95 185L94 186L91 185ZM95 188H98V186H96ZM163 188L164 189H161V191H159V192H164L163 190H167L168 189L167 186H166L167 189L165 187H163ZM101 189H103V188H101ZM11 190L12 189H9V191H11ZM149 190L150 189H148V191ZM253 191H254V193H253ZM165 192L167 193V191H165ZM88 193H89V195L87 196V198L90 196V191ZM98 193L101 194L99 191L97 192V194ZM99 194H98V197L100 199V197L102 196V194L101 195H99ZM155 194L157 195V193H155ZM155 194H154V196H155ZM157 197H159V196H157ZM180 197L177 196V198H180ZM99 199H98V201H99ZM101 199H102V197H101ZM89 201H91V200H89ZM101 202H98V203H101ZM104 202H105V204L107 203L105 201V199H104ZM253 202H255V204H253ZM96 204L97 203H95L94 205L96 206ZM101 205H102V203H101ZM108 207L110 208V206H108ZM261 208L263 209L264 207H260V209ZM188 209H190V208H188ZM256 210H255V212H256ZM244 211L241 212L239 215L244 214ZM226 213L228 214V211ZM195 217H197V216L195 215ZM217 218H219V217H217ZM256 222H257V220H256ZM113 225H117V227H115V228H118V233H116V232L113 231V228L114 227L111 228ZM37 227L39 228L38 229V232L36 231L37 230ZM32 233H33V236L28 237ZM239 234H238V236H239ZM251 234H253V233H251ZM245 236H247V235H245ZM240 237H242V234H240ZM27 238L29 240H27ZM126 239H127V241H128V239L131 240L129 242H132V241L135 242L136 241L138 245H133V242L132 243H127L126 242ZM255 239H257V238H255ZM258 241L260 242V240H258ZM263 242L264 241L262 240V242L260 243V245L261 244H264ZM1 244L2 243H0V245ZM257 244L258 243L256 241V245H255L256 247H257ZM239 246H240V244H239ZM263 246L264 245H262V247ZM7 247H9L8 244H7ZM6 249L7 248H5V250ZM9 249H10V247H9ZM217 249H219V248H217ZM8 250H7V252H8ZM261 250H262V248H261ZM261 250H260V252H258V250H256V251L258 253H261L264 250V248H263L262 251ZM140 252H138V253H140ZM230 252H231V250H230ZM9 254L6 255L5 253H0V264H7L8 262H9L8 264H10L11 262H13V264H16L15 263V260L14 261L13 260H9L10 259V258H8V255ZM241 254H242V252H241ZM262 254H264V253H262ZM15 255H16V253L14 254V256ZM125 255H126V257H125ZM136 255L137 254H135V256L133 255L134 258L136 257ZM138 255L140 256V254H138ZM242 255H244V254H242ZM245 256H246V254H245ZM260 256L261 257H259V256L258 257L261 259L263 255L260 254ZM130 257H131V255H129V258ZM129 258H126V259L127 260H131ZM131 258H133V257H131ZM11 259H14V258L11 257ZM131 261H133V263H135V261L133 259ZM242 261H243V257H242ZM256 261H257V259H256ZM140 262H141V260H140Z\"/></svg>",
    "mask_w": 264,
    "mask_h": 264
}]
</instances>
